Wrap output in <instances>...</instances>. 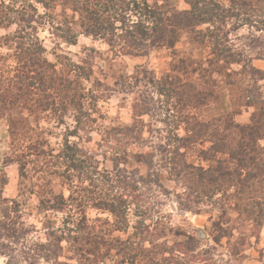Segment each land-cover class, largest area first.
<instances>
[{
  "label": "trees",
  "instance_id": "trees-1",
  "mask_svg": "<svg viewBox=\"0 0 264 264\" xmlns=\"http://www.w3.org/2000/svg\"><path fill=\"white\" fill-rule=\"evenodd\" d=\"M185 1L189 9L148 0H0V30L14 27L13 31L0 35V117H7L13 147H19L15 161L23 174L29 162H34L45 175L54 167L69 186L68 196L61 192L41 199L49 209L68 211L62 225L49 232L46 242L39 243L29 237L25 223L19 215H14L17 209L0 216V254L8 257L7 264H39L42 260L62 264L65 250L74 252L76 260L85 264H106L107 256L112 264H170L172 254L177 261L182 258L180 254L186 255L182 251L186 242L177 241L168 246L161 241L168 217L148 216L157 203L143 205L145 200L151 201L137 183L143 181L153 185L155 182L162 187L158 179L149 181L156 173L136 179L117 162L118 157L112 170L101 168L94 155L72 141L71 136H79L81 129L92 126L98 98L94 92L90 95L83 85V81L90 79L91 71L73 61H62L65 70H61L57 63L47 58L42 36L47 29L68 43H74L80 34L102 39L113 50L128 55H148L158 48L175 49L184 35L202 46L209 45L210 40V52L205 58L196 62L192 54L180 57L172 64V71L181 72L184 65L185 68L193 66L194 71L201 73L241 75L240 81L229 79L227 83H239L247 102L245 105H255L256 109L250 123L242 125L235 121L234 113H228L224 129L229 131L226 138L230 140L222 144L231 150L233 162L235 159L238 162L234 166H224L225 160H220L218 169L200 167L197 173L189 162L175 156L167 158L170 152L177 151L181 155L180 149L185 146L182 142L190 140V136L175 135L168 143L174 149L167 147V154L163 155L165 166H170L171 174L186 186L184 199L190 207L208 196L202 195L195 185L197 180L203 183L209 177L214 188L212 196L221 191L225 194L235 191L228 199L239 196L245 205L243 213L257 226L264 223V170L260 169V164L264 165V98L255 95L257 86L264 80V70L254 64L255 59H264V0ZM244 27L249 28L250 36L247 42L237 46L230 36ZM254 49L256 51L252 52ZM234 64L240 65L241 71L233 69ZM173 76L167 75L172 88H163L158 81L159 91L175 99V108L185 101L191 105L197 103L196 95H182L181 77ZM183 84L188 87L193 82L185 80ZM200 93L204 99L211 95L210 90L203 88ZM69 113L75 125L67 127L62 144L56 149L43 136L40 119L65 123ZM185 117L188 122L194 118L193 115ZM24 138H28L25 146L20 143ZM178 139L180 144L172 143ZM243 175L246 178H242ZM5 178L6 175L3 183H7ZM252 197L255 199L251 200ZM88 207L108 211L113 216L112 227L121 230L130 228V214L141 217L133 223V232L124 241L121 260L111 257L110 252H102L101 245H107L108 250L113 248L107 243L110 241L107 233L111 232L89 223ZM115 241L119 243L121 239ZM64 243H69L70 249Z\"/></svg>",
  "mask_w": 264,
  "mask_h": 264
},
{
  "label": "rangeland",
  "instance_id": "rangeland-1",
  "mask_svg": "<svg viewBox=\"0 0 264 264\" xmlns=\"http://www.w3.org/2000/svg\"><path fill=\"white\" fill-rule=\"evenodd\" d=\"M148 1L176 5L179 9L190 7L185 0ZM13 30L14 27L1 29L0 35ZM42 36L46 56L50 61L57 63L58 69L65 70L62 61H73L83 65L92 74L90 79L83 81V85L90 95L94 92L98 98L97 108L93 114L95 121L91 123L90 128L81 129L79 136H71L72 141H76L80 147L94 155L101 168L112 170L118 157L117 162L132 173L134 178H147L148 175L156 173L149 181L158 179L161 182L162 187L155 182L152 185L138 181L137 184L140 185V191L151 201L149 203L145 200L143 204L145 207L157 203L148 216L168 217L166 232L161 241L167 242L168 246L177 241L187 243L182 249L186 255L180 254L182 258L177 261V257L172 254L170 262H167L264 264V223L257 226L243 213L242 206L245 205L239 196L228 199L235 191L230 190L226 194L221 191L212 196L214 188L209 177L201 183L196 176V189L202 192V195L208 196L200 204H191L190 207L184 199L186 186L171 174L170 166H165L163 155L167 154V147L169 150L174 149V146H168V143L175 135L190 136V140L182 142L185 146L180 149L181 155L177 151L174 154L170 152L167 158L175 156L185 160L198 170L197 173L200 172V167L208 169L213 166L214 169H218L221 166L220 160H225L224 166L238 162L236 159L233 162L231 150L222 147V144L230 140V137L226 138L229 131L226 132L224 129L228 113H234L233 118L242 125L250 123L256 109L255 105H245L247 102L243 98L239 83L237 85L227 83L229 79L240 81L241 75L233 74L229 77L213 72L201 73L199 70L194 71L193 66L185 68L184 65L185 70L181 67V72L172 71V64L180 57L192 54L195 61L200 62L202 57L205 58L209 54L211 41L208 40L209 45L202 46L193 43L190 36L184 35L175 49L158 48L148 55H128L113 50L102 39H94L84 34H80L74 43L53 36L48 29L42 32ZM249 36V28L244 27L234 31L230 37L237 46H241L247 42ZM254 64L264 70V59H255ZM197 66L198 63L195 64V68ZM232 68L241 71L238 64L232 65ZM188 70L191 71L187 72ZM168 74L179 75L180 91H184L182 95L185 93L196 95L198 102L191 105L188 104L191 102L185 101L178 103V108H175V99L165 94L166 92L162 94L159 91L158 81H161L163 88L173 87L167 82ZM249 78L248 75L247 79ZM185 80L192 81L193 84L185 87L183 86ZM248 81L253 83L251 80ZM201 88L205 91L210 90L211 95L208 99L203 98ZM257 88L258 92H255V95L264 98V80L260 81ZM186 115L187 117L193 115L194 118L188 122ZM74 125L71 113L65 116V123L40 119V126L44 129L43 136L56 149L60 148L67 127L72 128ZM125 127L134 129L128 130L124 129ZM27 140L28 138H24L20 143L25 146ZM262 142L264 143V140ZM172 143L180 144L179 139ZM19 151V147H13L7 117H0V216L17 209L18 212H14V215H19L21 221L25 223L30 232L29 237L39 243L46 242L49 232L62 225L68 211L49 209L50 207L42 204L41 199L61 192L68 196L69 186L54 167L45 175L38 170L34 162H29L24 174L21 173L19 163L15 161ZM260 169L264 170L263 164H260ZM5 175L7 183H3ZM241 177L246 178L244 175ZM87 216L90 224L95 223L111 232L107 233V238L110 239L107 243L113 248L108 250L105 247L107 245H101L100 247H104L101 249L102 252H110L113 255L111 257L121 260L124 241L131 236L133 223L141 217L130 214V228L121 230L112 227L113 216L108 211L88 207ZM59 233L61 234V231ZM117 238L121 239L119 243L115 241ZM64 245L70 246L69 243ZM166 255L169 256V253ZM76 258L74 252L65 250L61 263L85 264L84 261L78 262ZM105 260L106 264H112L110 256ZM7 261L8 257L0 254V264H7ZM39 264L55 263L42 260Z\"/></svg>",
  "mask_w": 264,
  "mask_h": 264
}]
</instances>
